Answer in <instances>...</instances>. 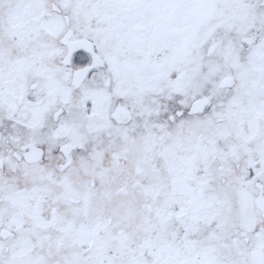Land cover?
<instances>
[{
	"label": "snow or ice",
	"instance_id": "obj_1",
	"mask_svg": "<svg viewBox=\"0 0 264 264\" xmlns=\"http://www.w3.org/2000/svg\"><path fill=\"white\" fill-rule=\"evenodd\" d=\"M0 264H264V0H0Z\"/></svg>",
	"mask_w": 264,
	"mask_h": 264
}]
</instances>
